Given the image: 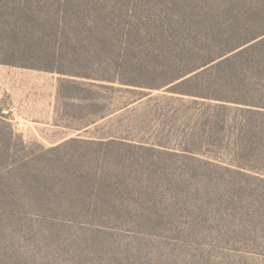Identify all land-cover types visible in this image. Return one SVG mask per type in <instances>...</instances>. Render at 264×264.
Instances as JSON below:
<instances>
[{"label": "trees", "instance_id": "16d2710c", "mask_svg": "<svg viewBox=\"0 0 264 264\" xmlns=\"http://www.w3.org/2000/svg\"><path fill=\"white\" fill-rule=\"evenodd\" d=\"M0 65L88 118L0 112V264H264V0H0Z\"/></svg>", "mask_w": 264, "mask_h": 264}, {"label": "rangeland", "instance_id": "374dc122", "mask_svg": "<svg viewBox=\"0 0 264 264\" xmlns=\"http://www.w3.org/2000/svg\"><path fill=\"white\" fill-rule=\"evenodd\" d=\"M10 68L13 67L0 65V112L8 118L13 132L20 136L26 145H42L45 148H51L73 138L88 136L85 135V129H83L88 120V118H84L85 104L79 100L71 99L73 95L77 94H74V92L71 94L67 90V84L69 83H66V80L57 74L25 69L34 75V78L30 79L31 82H28L29 80L25 78L16 80L14 78L9 82L4 79V72ZM53 77H56L58 81L54 99V115H56L54 122L57 126L54 128H43V130L31 134L16 128V124L11 121L12 112L9 110L14 109L17 114L36 115L44 112L43 106H45V103H48L51 107L52 90L43 88L42 85H47V82L50 84ZM75 83L80 85L84 82L79 80Z\"/></svg>", "mask_w": 264, "mask_h": 264}, {"label": "crops", "instance_id": "0c3cea01", "mask_svg": "<svg viewBox=\"0 0 264 264\" xmlns=\"http://www.w3.org/2000/svg\"><path fill=\"white\" fill-rule=\"evenodd\" d=\"M31 71V70H30ZM30 71H26L25 69L20 70L17 68H10L7 69V71L4 72V79L6 81L11 82V79H20L25 78L28 79V82H31L30 79L34 78ZM28 72V73H27ZM57 76V75H56ZM27 82V83H28ZM57 79L56 77H53L50 84L47 85L43 84V88H49L52 90V106L48 103H45L44 112L43 113H37L35 114H17L14 112V109L9 110L12 112V122L15 123L16 128H20V130H24V132L33 133L36 131H41L43 128H54L57 125L54 122L55 116L54 115V99L56 96V89H57ZM12 88V87H10ZM47 89V90H49Z\"/></svg>", "mask_w": 264, "mask_h": 264}]
</instances>
